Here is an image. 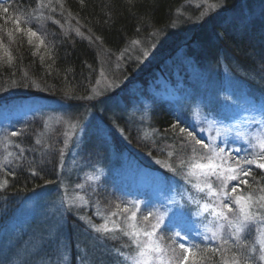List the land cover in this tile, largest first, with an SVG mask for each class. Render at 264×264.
I'll return each instance as SVG.
<instances>
[{
	"label": "rangeland",
	"instance_id": "1",
	"mask_svg": "<svg viewBox=\"0 0 264 264\" xmlns=\"http://www.w3.org/2000/svg\"><path fill=\"white\" fill-rule=\"evenodd\" d=\"M239 1H186L178 11L175 26L166 32L164 39H168L169 44L180 46L178 56L174 53L168 57V52L164 53L157 47L146 48L142 44L132 43L129 48L108 60L110 65L106 66L107 70L103 67L99 71L87 103L82 105L86 109L84 113L71 114L73 110L68 105L52 100L14 103L0 109V131L17 120L37 115L45 119L48 131L58 127L63 132V156L57 183L50 189L30 193L19 201L13 198L17 206L13 201L11 204L15 208L19 207L0 230V264H72V245L67 227L69 220H72L70 214L84 227L81 230L83 236L78 235V243L75 244L77 264H131L125 257L135 255L133 247L130 253L112 248L113 239L122 241L126 237L120 233H97L92 227L104 223V217L110 214L99 206V191L116 196L122 207L128 206L131 209L134 203L138 204L141 208L138 213L140 217L148 208L159 212L170 209L160 230L164 237L180 231L182 235H187L189 244L197 242L214 248L220 244L217 240L204 239L210 235L206 228H215L216 223L210 214L202 213L197 204L187 197L191 194L202 203L211 202L210 198L197 193L186 181L184 183L165 178L161 172L149 168L159 164V160L135 155L122 131L119 118L125 119L132 129L147 136L152 133L151 102L137 91L132 94L139 96V99L135 100L137 96L132 98V106H129L119 90L123 82L152 70L162 60L160 66L173 69L178 89L186 77L195 87L187 86L182 88L183 91L174 90L169 79L159 77L155 86L159 84L161 88L157 90V87L151 86L148 93L167 102L172 110L187 115L197 131L194 134L200 139L212 144L213 137H216L218 146L225 147L237 159L243 158L247 154L244 150L248 149V145L236 136V132L253 133L264 128V76L259 77L242 69L219 46L220 41L211 35L214 21L208 19L213 16L214 19L218 17V20L223 13L230 16V9ZM257 5H251L250 9L244 11L249 21L261 15L264 4L260 5L261 8ZM220 20L224 22L225 18ZM258 21L264 25V14ZM202 24L199 37H211L207 39L208 42L214 40L218 44H212L214 48L217 47L211 50L216 53L213 61L206 62L203 56L202 63H199L193 58L184 57L183 52L188 48L193 33ZM228 26L231 27L230 24ZM258 30L264 36V29ZM174 61L178 63L173 64ZM152 72L155 74V70ZM185 89L191 93L187 94ZM226 129L232 131L226 133ZM218 132L221 135L218 136ZM112 133L119 138L121 149L112 141ZM236 149L244 150L237 152ZM249 167L256 169L255 166ZM94 176L99 179H89ZM248 179L250 182L252 178ZM213 182L215 184V178ZM240 187L247 189L243 185ZM253 194L259 196L261 193L254 191ZM0 202L4 201L0 199ZM113 219L124 223L121 216ZM260 227L264 226H255L256 229ZM230 231L226 226L224 237L233 245L237 242L230 237ZM258 235V231L250 230L242 240L249 246H255L258 251ZM247 251L250 257L254 255L249 249ZM257 256L259 258V254ZM261 262L264 264V261Z\"/></svg>",
	"mask_w": 264,
	"mask_h": 264
},
{
	"label": "trees",
	"instance_id": "2",
	"mask_svg": "<svg viewBox=\"0 0 264 264\" xmlns=\"http://www.w3.org/2000/svg\"><path fill=\"white\" fill-rule=\"evenodd\" d=\"M186 1L188 0H43L42 7L41 0H0V5L9 8L8 14L0 10V40L14 57L11 64L0 62V109L14 103L52 100L68 105L73 110L71 114L78 115L81 111L84 113L86 109L82 105L87 103L99 71L103 67L107 70L106 66L110 65L108 60L129 48L132 43L142 44L146 48L157 47L164 53L168 52V57L179 52V45L169 44V40L164 39L166 32L175 26L178 11ZM254 4H258V7L264 4V0H240L230 9V16L222 14L220 19L225 18L224 22L213 16L208 19L216 24L215 28L211 27L214 33L210 32L220 41L219 46L242 69L261 77L264 76V36L258 29H264V25L258 19L264 14V8L261 15L251 21L244 13ZM15 19L21 21L20 27L36 31L43 38L44 46L39 47L35 38L29 43L24 33L16 32L13 22ZM239 24L246 27L236 31ZM202 28L203 24L193 33L188 48L183 52L184 57L193 58L199 63L206 46L218 44L214 40L208 42L211 37L200 38ZM8 31L14 33V40L7 36ZM167 43L169 46L166 48ZM215 55L210 51L204 58L206 62H211ZM160 62L152 68L155 74L150 69L144 71L135 79L123 82L119 90L129 106H132V98L137 96L132 93L137 91L151 102L152 133L147 136L141 134L132 129L125 119L119 118V124L136 156L159 160V164L149 166L150 169L161 172L165 178L185 183L187 168H181L180 162H190L191 152L185 144L186 135L181 134L179 128L191 131L197 139L200 137L194 134L197 131L187 115L172 110L167 102L149 94L148 89L151 86L157 87V90L161 88L159 84L155 86L159 77L169 79L174 90L178 91H183L182 88L187 86L195 87V84L186 77L178 89L173 69L163 68ZM176 62L178 63L174 61L173 64ZM190 93L188 90L187 94ZM137 99L139 96L135 98ZM13 132H19L20 135L12 136ZM111 136L116 147L121 149L117 135L112 133ZM62 146V130L56 127L48 131L45 119L37 115L17 120L0 131V163L5 159L11 161L0 168V182L5 179L8 181L6 187L0 188V199L5 202V205L0 202V230L19 207L15 208L16 199L19 201L30 193L50 189L57 183L63 156ZM168 165L175 167L176 172L170 171ZM33 172L38 174L33 175ZM252 172L255 180L250 177V184L259 191V187H264V171L256 168ZM98 196L99 206L107 213L116 210L117 205L122 207L118 198L112 194L99 191ZM12 201L15 206L11 204ZM71 215L72 220H69L67 227L72 245V264H77L75 244L78 243V235L83 236L81 230L84 227ZM168 238L165 235V242H168ZM113 240L112 248L131 252V247L127 246L130 243L128 239ZM198 245L201 248H214ZM219 247L221 244L216 248ZM223 247L231 249L225 253L229 258L233 252H238L242 258H249L250 264H263L257 256L258 251L250 257L247 251L249 248L233 247L230 243ZM209 256L206 264L221 263L219 253H210Z\"/></svg>",
	"mask_w": 264,
	"mask_h": 264
},
{
	"label": "snow or ice",
	"instance_id": "3",
	"mask_svg": "<svg viewBox=\"0 0 264 264\" xmlns=\"http://www.w3.org/2000/svg\"><path fill=\"white\" fill-rule=\"evenodd\" d=\"M43 7V0H41ZM212 7H215L212 5ZM0 10L5 14L9 13V8L0 5ZM16 32L24 33L28 37V42L32 43L33 38L39 42V47H43L45 42L43 38L31 28L24 29L20 27L21 21L15 19ZM9 38L15 39L12 31L7 32ZM38 47V51H39ZM0 62L11 64L14 60L12 52L0 40ZM259 123L258 121H253ZM175 127V126H174ZM203 131V129L201 130ZM226 129L225 132H231ZM179 132L186 135L185 144L190 149V162L181 161L180 167L187 168L184 179L192 188L200 194L210 198L211 202H201L195 196L189 194L188 200L197 204L200 211L210 214L216 227L206 228V240H217L220 242L219 248H201L198 244L188 243L187 235H182L180 231H176L168 238L169 242H165V237L160 233L164 225L168 211L159 212L148 208L142 217L138 216L141 208L138 204L133 208L128 206H116V210L104 217V223L100 225H92L97 233L104 235L120 233L130 242L127 246L135 249V255L125 259L131 264H206L210 259V253H219L221 264H250L249 258H242L238 252H233L231 257H227L225 253L231 251L229 248L223 247L229 244V240L224 237V229L227 226L230 231V237L233 241V247L249 248L251 253H256L255 246L245 244L242 237L250 230L258 231L256 243L259 245V260L264 261V227L256 229V225L264 226V187H259L261 193L255 196L249 182V177L255 180L252 168L264 171V128L258 129L253 133L237 130L236 136L245 141L248 149H236L237 152L246 151L243 158L237 159L232 153L227 151L225 147L216 144V137H213V143H206L203 139H197L191 131L185 128H179ZM12 136H19V132L11 133ZM221 135V133H217ZM40 143V141H37ZM225 143L227 139L225 138ZM11 155V153H9ZM11 163L5 159L0 163V168L4 164ZM170 171L176 172V168L172 165L167 166ZM38 173L33 172V175ZM215 178V184L213 182ZM89 179L98 180V176ZM233 182H236L233 184ZM7 179L0 182V188L6 187ZM230 185H232L230 187ZM246 186L245 189L240 186ZM99 214V213H98ZM121 216L124 223L118 222L114 217ZM57 251H59V242H57Z\"/></svg>",
	"mask_w": 264,
	"mask_h": 264
},
{
	"label": "bare ground",
	"instance_id": "4",
	"mask_svg": "<svg viewBox=\"0 0 264 264\" xmlns=\"http://www.w3.org/2000/svg\"><path fill=\"white\" fill-rule=\"evenodd\" d=\"M213 25L215 26L216 24L215 23H213ZM246 26L245 25H242V24H239V26L237 27V29H236V31H238V30H243L244 28H245ZM211 50H215V48L213 47V45H207L206 46V49L203 51V53H204V57L206 58V56H208L209 55V53H210V51ZM202 55V54H201Z\"/></svg>",
	"mask_w": 264,
	"mask_h": 264
}]
</instances>
